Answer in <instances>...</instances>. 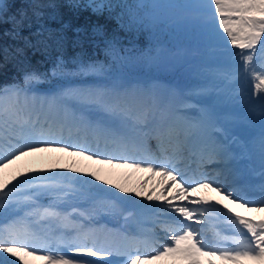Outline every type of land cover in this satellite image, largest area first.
I'll return each instance as SVG.
<instances>
[{"label":"snow or ice","instance_id":"snow-or-ice-1","mask_svg":"<svg viewBox=\"0 0 264 264\" xmlns=\"http://www.w3.org/2000/svg\"><path fill=\"white\" fill-rule=\"evenodd\" d=\"M67 4L72 9H91L95 14L115 7L127 9L129 20L121 26L140 31L154 29L173 9L183 10L190 19L199 18L201 9H211L205 19L216 22L226 42L241 50L229 53L243 61V68L237 64L241 74L255 72L249 66L259 55L261 72L255 75L256 90L264 92V0H207L206 4L199 0L180 4L137 0L131 5L67 0ZM6 7L5 0H0V23L12 24L4 36L23 41L24 46L0 45L4 63L24 57L25 48L37 44H43L45 50L54 44L59 54L49 73L24 71L22 81L0 85V213L5 217L0 223V264H96L77 256L103 261L122 258L109 264H216L217 260L221 264H264V217L248 218L228 207L233 204L248 212H264V123L258 140L260 198L238 197L234 193L244 175L235 166L236 156L227 140L217 135L226 134L227 129L214 115L205 112L200 119H187L180 112L174 91L161 95L155 86L124 85L118 76L104 86L71 83L107 76L112 65L85 59L81 53L65 58L64 33L70 25L61 23L58 29H51L45 24L46 19L59 22L56 11H45L57 9V4L31 0V15L21 10L12 17L5 16ZM34 25V32L22 35ZM75 31L79 34L81 30ZM30 36L37 37L36 43ZM93 36L103 37L104 33L95 28ZM103 43L105 55L114 65L122 67L130 59L121 55V51L129 50L121 49L118 38H105ZM74 44L79 45L80 40ZM142 55L148 61L153 59ZM49 80L65 83L48 93L36 90L37 84ZM261 103L264 121V97ZM66 136L75 137V141L67 142ZM151 141L156 142L155 152ZM48 152L65 153L101 167L86 170L88 165L74 162L61 171L28 168L10 179L4 177L6 170L24 157ZM189 161L196 163L199 179L188 174ZM209 164L220 166L215 176L200 171ZM117 168L159 176L160 191L153 188L145 194L102 179L103 169ZM221 176L234 185L232 191L224 187ZM199 189L228 201L222 205L227 211L216 207L221 200L213 203L207 198H190L189 194ZM119 194L141 197L149 203ZM81 201H90L91 207L81 208ZM125 206L131 207L127 214L121 211ZM101 212L122 215L123 223L117 228L97 227L96 217ZM134 214L140 222L135 231H129L127 225ZM220 222L229 225L226 231L217 230ZM194 224L201 227L194 228Z\"/></svg>","mask_w":264,"mask_h":264},{"label":"rangeland","instance_id":"rangeland-1","mask_svg":"<svg viewBox=\"0 0 264 264\" xmlns=\"http://www.w3.org/2000/svg\"><path fill=\"white\" fill-rule=\"evenodd\" d=\"M96 2H100V0H96ZM160 2L180 4L185 0H160ZM199 2L206 4L207 0H199ZM210 11L211 9L207 8L201 9L197 13L199 18L190 19L181 9L170 10L162 22L156 26V47L154 45L151 51L145 52L148 56L153 57L151 61L145 59L142 54L136 56L130 54V59L122 67L113 64L114 72L107 76L86 77L82 80H74L71 83L89 87L98 84L104 86L111 84L112 78L118 76L124 85L160 86L161 89H172L176 94L188 97L189 104L194 105V107L198 106L197 101L209 105L216 116L219 114L218 117L222 120L224 128H229V131H246L245 138L242 140V142H245L250 135L255 133L251 131L254 123L252 119L248 120V130L243 127V124L238 123L243 120L242 110H240L242 107L232 105L228 97L224 96V90L219 87L222 84L229 83L230 78L232 81L237 80L239 86L242 89L245 88L242 90V94H245V98L252 106L258 105L261 96L254 84L249 82V77H246L247 72L241 74L238 71L237 64L243 68V61L238 58L233 59L229 55L230 52L241 50L233 48L230 42H226V37H224L222 30L218 28L216 22L205 19ZM257 48H259V45ZM130 72H140L151 79L149 82L147 77L143 81L130 80L128 77ZM221 72L225 73V77L224 74L221 76ZM44 83L49 89L39 91L36 88L38 92L48 93L54 91L57 86L65 82L49 80ZM233 123L239 125L233 127ZM227 133L232 137L228 130ZM57 155H61V153L48 152L29 155L12 165L3 175L5 178L10 179L13 175L26 171L28 168H36L37 166H44V168L49 169L55 168ZM74 162L78 166L88 165L89 167L86 170H96L101 167L77 158L76 160L67 161L59 168L64 170ZM101 177L107 179L109 184H122V177L119 175L118 170L103 169ZM94 183L98 184L99 182L94 181ZM99 186L101 188L108 187L106 185ZM209 196H212V194H209ZM190 198L197 199L192 195ZM44 202H47V198ZM83 202L85 201H81L79 206H82ZM4 220V214L0 213V223H3ZM75 258L81 259L82 257L77 256ZM33 264H42V262L34 261ZM245 264H252V262H245Z\"/></svg>","mask_w":264,"mask_h":264},{"label":"trees","instance_id":"trees-1","mask_svg":"<svg viewBox=\"0 0 264 264\" xmlns=\"http://www.w3.org/2000/svg\"><path fill=\"white\" fill-rule=\"evenodd\" d=\"M8 7L4 9L6 17L18 16L21 10H27L31 15L29 4L31 0H5ZM45 3L52 2L58 5L57 9H45V11H56L59 15V22L57 20H45V24L51 29H58L61 23L70 25L64 35L66 37L64 44L65 58H71L78 53L83 54L85 59L103 62L105 65H111L112 60L107 57L104 52L105 38L116 37L119 40L121 49L129 51H121L123 56L129 57L143 54L148 49L156 46L155 34L157 29L152 30H136L122 27L121 25L127 23L129 14L127 9L115 7L110 12L105 10L102 14H95L91 9L80 8L72 9L68 7L67 0H44ZM112 4H134L136 0H106ZM79 3L86 4L88 0H79ZM123 13L122 19L121 14ZM12 28L11 23H0V45L13 47H23V41L13 40L11 37L4 36V33ZM36 26L31 30L25 29L22 32L23 36H29L30 31L34 32ZM100 28L104 36H93V29ZM75 29H80L77 34ZM56 35V33H54ZM33 43H36L37 37L30 36ZM79 39L80 44H74V41ZM52 44V41H49ZM58 51L54 44L48 50L44 49L43 44H37L35 48H25L24 57H17L7 63L0 59V85L9 84L14 81H22L24 71L35 70L38 73H48L53 67ZM20 60L22 63H18ZM130 76L139 79L142 74L137 72H130Z\"/></svg>","mask_w":264,"mask_h":264},{"label":"bare ground","instance_id":"bare-ground-1","mask_svg":"<svg viewBox=\"0 0 264 264\" xmlns=\"http://www.w3.org/2000/svg\"><path fill=\"white\" fill-rule=\"evenodd\" d=\"M250 68H253L255 70V72H247L246 76L249 77V79L254 82V84H256V80H255V75H259L261 72V61L259 59V55H257L254 58L253 64L249 66ZM258 83V82H257ZM96 86H100L99 84ZM92 87H95V85H93ZM157 91L159 94L161 95H168L170 92H173L172 89H167V88H162L160 89L159 86H157ZM239 88L237 86V84H234V86L232 85V89L229 90V88H224V92L225 95L228 97H231V101L233 103V105L235 106L236 104L239 105L240 110H243V108L246 110L245 112H242L241 114L244 115L246 118L249 116L250 113V109L251 106L250 104L247 103L246 99H244V97L239 98L237 96V94L239 93ZM176 93V92H175ZM261 97H264V92H260ZM188 97L184 96V95H179L177 94V105L180 107V112L181 114L186 117L187 119H189V117L191 116V110L195 111V113L199 114L202 112H208L209 108L208 106H202V107H196V109H190L191 107L189 106V102H188ZM260 105L261 107L259 108H255V110L253 111V115L254 120L256 121V124L258 123V125L256 126L255 129H251V131L255 132L253 135L248 137V141L246 143H242L241 144V140L244 139V134L245 133H236L238 134L237 136L234 134V131L231 132V135L233 136V138L230 139V147L233 150V153L235 154L236 158L237 157H243V158H247L246 160H244L241 164H240V170L246 173H251V174H256L258 176H261V172L262 170H254L253 168H251L249 166V161L253 160L255 161V163L257 165H261V161H260V156L258 155L259 153V149H258V140H259V136L261 133V128H262V123H264V121H262V117L260 115L261 113V108H262V103L260 101ZM191 120H197L196 118H191ZM240 124H244L247 125V123H245V121L243 122L242 120H240V122H238ZM238 123H233V127L238 126ZM223 128V124L219 123ZM231 126V125H230ZM234 134V135H233ZM219 136L220 139L224 140L225 134L223 133H218L217 134ZM67 137V136H66ZM239 138V139H238ZM75 141V137H73L72 139H70V143H73ZM155 141H151L150 142V148L152 149L153 152L156 151L155 148ZM92 149L95 151V145L92 144L91 145ZM51 153H58V152H51ZM57 163H56V167L55 168H51V169H55L57 171H61V169L59 168L60 166L64 165L67 161L69 160H76L78 157H72L69 156L65 153H61V155H57ZM80 159V158H78ZM87 163H91L89 161H86ZM190 164V171H189V175H193L195 174V178L199 179V173L196 172V168L197 165L196 163L189 161ZM210 165V164H209ZM36 168H44V166H37ZM49 169V168H46ZM114 170H118L119 171V175L122 177V184L123 186H125L126 188L130 189V190H143L145 192V194H147L149 191H151L153 188H156L157 192L160 191V188L157 186L160 182V177L159 176H155L153 177L151 173H147V172H137L133 169H126V168H117ZM219 169H209L208 165L203 166L200 171L205 172L207 174H209V172H216ZM69 175H71L69 173ZM145 181H147V183L145 184ZM221 182H223L221 180ZM224 183V182H223ZM245 183L247 185H250L248 183V178L245 179ZM143 185V188H141V186ZM225 185V183H224ZM211 191L208 190H204V189H199L196 192H192L190 193L195 194L198 198H206L205 196L208 194H211ZM121 196H124L126 199H132V200H136V199H140L141 197H136L134 195H126V194H119ZM237 196V195H236ZM239 197V196H238ZM217 199H213L210 200L213 203L216 201ZM139 203H149L147 201H144L143 199H141V201H137ZM152 203H156V202H152ZM180 203V202H177ZM223 204H228V201L226 200H222L221 205H217L216 207H221L223 209L224 212H226L227 210L224 209L222 207ZM91 207V202L90 201H85L83 202V205L81 206V208H89ZM101 207H107L106 205H101ZM228 207L232 208L234 212H239L241 215L248 217V218H252L255 217L257 219L264 217V212L262 213H253V212H248L245 211L244 209L238 208L233 204H228ZM131 208L130 206H127V209ZM126 208L121 209V211L125 214L126 212H128L129 210H127ZM127 214V213H126ZM135 217H137V215H134ZM120 222V225L123 223V217L122 215H109L107 212H101L100 215H98L96 217V226L97 227H107V228H112L111 227V223L113 222ZM220 223H226V222H220ZM229 226V225H228ZM135 227H137V225L135 224V222H131V220H129V223L127 225V228L129 231H132L133 229H135ZM194 228H200L201 225H193ZM208 236L211 238L212 237V233L209 232ZM83 257V256H82ZM84 259H92V260H99L97 257H84ZM216 264H221V262L219 260L216 261ZM245 264V262H244Z\"/></svg>","mask_w":264,"mask_h":264}]
</instances>
